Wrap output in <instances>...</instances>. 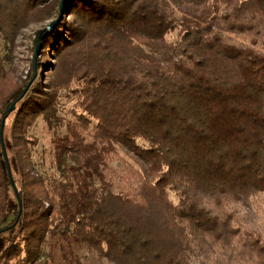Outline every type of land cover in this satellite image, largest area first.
Instances as JSON below:
<instances>
[{"label": "trees", "instance_id": "1", "mask_svg": "<svg viewBox=\"0 0 264 264\" xmlns=\"http://www.w3.org/2000/svg\"><path fill=\"white\" fill-rule=\"evenodd\" d=\"M6 2L5 43L6 21H56L0 108L2 264L71 228L111 264H264V0ZM62 114L57 168L96 193L29 163L30 126Z\"/></svg>", "mask_w": 264, "mask_h": 264}, {"label": "rangeland", "instance_id": "2", "mask_svg": "<svg viewBox=\"0 0 264 264\" xmlns=\"http://www.w3.org/2000/svg\"><path fill=\"white\" fill-rule=\"evenodd\" d=\"M6 3V0H0V4L5 5ZM1 11L4 9H0ZM54 21L56 20L41 14L35 19L28 20L20 28L18 24L11 25L8 21L3 23L8 42H3L4 40L0 37V108L4 107V100L13 95L30 78L37 49L34 42L36 33ZM47 72L40 71V74L43 77L44 74L49 76L50 74ZM12 116L13 114L6 120L4 129L6 138L10 134ZM73 120L70 114H62L60 119L50 126L51 128H48L41 118L34 121L25 136L29 139L27 147L29 163L39 174L61 176L71 185L74 192H84L88 186L94 184L95 186L90 191L96 193L100 188L97 184L98 181L84 177L81 170L76 169L72 163L66 164L63 172H60L54 159V156L59 152L57 141L61 136L67 134V128L72 125ZM106 162L111 170L117 173L118 178L124 176L123 166L118 160L107 159ZM115 180L112 181L115 182ZM113 189L116 190V185ZM171 198L176 200L173 194H171ZM75 214L76 212H74ZM34 249L37 252V259H30L27 264H111L101 256L100 251L76 241L73 228L68 231L65 238L48 230L41 242L35 244ZM2 263L3 261L0 260V264Z\"/></svg>", "mask_w": 264, "mask_h": 264}, {"label": "water", "instance_id": "3", "mask_svg": "<svg viewBox=\"0 0 264 264\" xmlns=\"http://www.w3.org/2000/svg\"><path fill=\"white\" fill-rule=\"evenodd\" d=\"M51 25H53V24H51ZM13 105L10 107V109L8 110V112H10L12 109H13Z\"/></svg>", "mask_w": 264, "mask_h": 264}]
</instances>
